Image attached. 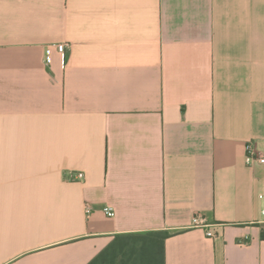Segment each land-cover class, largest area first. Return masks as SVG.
Returning a JSON list of instances; mask_svg holds the SVG:
<instances>
[{
	"label": "crops",
	"instance_id": "obj_1",
	"mask_svg": "<svg viewBox=\"0 0 264 264\" xmlns=\"http://www.w3.org/2000/svg\"><path fill=\"white\" fill-rule=\"evenodd\" d=\"M249 141L264 153V0H0V264L154 231L166 264H264Z\"/></svg>",
	"mask_w": 264,
	"mask_h": 264
},
{
	"label": "trees",
	"instance_id": "obj_2",
	"mask_svg": "<svg viewBox=\"0 0 264 264\" xmlns=\"http://www.w3.org/2000/svg\"><path fill=\"white\" fill-rule=\"evenodd\" d=\"M169 231L118 236L88 264H166Z\"/></svg>",
	"mask_w": 264,
	"mask_h": 264
},
{
	"label": "built area",
	"instance_id": "obj_3",
	"mask_svg": "<svg viewBox=\"0 0 264 264\" xmlns=\"http://www.w3.org/2000/svg\"><path fill=\"white\" fill-rule=\"evenodd\" d=\"M67 45V42L48 44L45 48V62L47 64L51 63L54 51H57L61 55H66ZM246 162L249 165H254L256 163L264 164V153L257 147L254 141H249L246 145ZM84 178V172H73L72 179L83 180ZM85 210L87 215L90 216L94 212V207L90 203H86ZM102 210L109 217H113L116 214L115 208L109 205L104 206ZM262 214L264 216V207L262 209ZM192 226L205 229L207 236L211 238L216 237L219 234L215 229V225L208 223L205 218L201 217L200 215L193 217Z\"/></svg>",
	"mask_w": 264,
	"mask_h": 264
}]
</instances>
